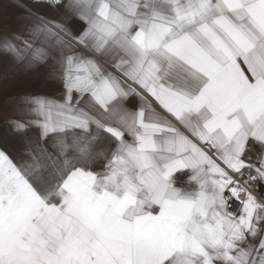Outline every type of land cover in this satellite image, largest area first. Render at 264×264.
I'll return each instance as SVG.
<instances>
[{
	"label": "snow or ice",
	"instance_id": "obj_1",
	"mask_svg": "<svg viewBox=\"0 0 264 264\" xmlns=\"http://www.w3.org/2000/svg\"><path fill=\"white\" fill-rule=\"evenodd\" d=\"M33 2L0 33V264H264V0Z\"/></svg>",
	"mask_w": 264,
	"mask_h": 264
},
{
	"label": "crops",
	"instance_id": "obj_2",
	"mask_svg": "<svg viewBox=\"0 0 264 264\" xmlns=\"http://www.w3.org/2000/svg\"><path fill=\"white\" fill-rule=\"evenodd\" d=\"M30 9L53 15L45 5L34 3L33 0L0 1V33L15 30L19 24L17 18L20 16H31L33 19H38V16L34 15ZM69 26L72 27V25ZM3 70L4 64L0 62V72ZM46 90L48 89L42 86L41 78L36 76H21L14 88V91L20 94ZM0 120H2V117H0Z\"/></svg>",
	"mask_w": 264,
	"mask_h": 264
},
{
	"label": "rangeland",
	"instance_id": "obj_3",
	"mask_svg": "<svg viewBox=\"0 0 264 264\" xmlns=\"http://www.w3.org/2000/svg\"><path fill=\"white\" fill-rule=\"evenodd\" d=\"M19 138L15 136L5 135L4 126L2 122H0V147L6 148L10 154L15 158V153L19 148Z\"/></svg>",
	"mask_w": 264,
	"mask_h": 264
},
{
	"label": "built area",
	"instance_id": "obj_4",
	"mask_svg": "<svg viewBox=\"0 0 264 264\" xmlns=\"http://www.w3.org/2000/svg\"><path fill=\"white\" fill-rule=\"evenodd\" d=\"M0 1H2V0H0ZM14 1V0H13Z\"/></svg>",
	"mask_w": 264,
	"mask_h": 264
}]
</instances>
